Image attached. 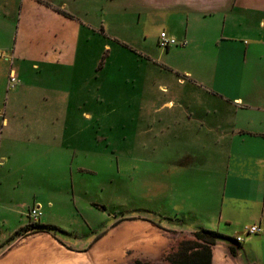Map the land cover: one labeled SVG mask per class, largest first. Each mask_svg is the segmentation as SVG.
Returning <instances> with one entry per match:
<instances>
[{"label":"crops","instance_id":"0c3cea01","mask_svg":"<svg viewBox=\"0 0 264 264\" xmlns=\"http://www.w3.org/2000/svg\"><path fill=\"white\" fill-rule=\"evenodd\" d=\"M131 1L163 20L178 44L150 51L147 40L133 44L114 34L106 0H0V50L9 61L0 70L19 80L10 88L9 75L0 79V95L8 91L0 166L28 147L42 157L93 154L89 126L98 107L92 99L86 108L93 113L81 111L77 77L106 55L102 70L124 78V128L134 126L152 143H141V154H151L140 162L152 156L171 212L195 223L187 233L206 228L224 236L212 246V264H264V0ZM4 188L2 181L0 201ZM124 223L142 232H105L82 248L56 232L18 236L0 244V264H91L100 252L103 263L105 246L112 259L132 249L147 261L170 243L159 224L141 216ZM253 224L263 230L246 233Z\"/></svg>","mask_w":264,"mask_h":264},{"label":"rangeland","instance_id":"374dc122","mask_svg":"<svg viewBox=\"0 0 264 264\" xmlns=\"http://www.w3.org/2000/svg\"><path fill=\"white\" fill-rule=\"evenodd\" d=\"M106 3L110 11L109 27L114 34L129 38L133 44H144L147 40L150 51L161 50L158 42L151 45L149 41L155 36L159 38L161 30H167L166 23L159 20L156 14H151L148 10L140 13L132 6L134 4L131 0H106ZM124 6L126 10L119 11ZM0 52L3 53L0 57V69H8L7 56L5 52ZM105 58L106 55L100 57L93 70H78L80 73L77 77L79 101L84 107L81 111L93 113V110L86 108V103L92 99L98 107L95 110L94 124L89 126L93 127V154L68 156L63 153L60 156L48 154L42 157L38 154L42 151L28 147L25 148L26 152L14 151L16 157H11L4 166H0V182L3 181L5 187L2 191L4 200L0 201V244L20 225L43 221L57 226L58 229L52 232L59 234L62 239L82 248L105 232H116L114 237L118 235L117 232H142L124 223L141 216L151 225L159 224L160 232L170 240L158 256L147 261L168 264L162 253L172 243L192 237L187 231L194 230L192 227L195 223L187 217L185 219L183 215L171 212L166 188L158 187L156 178L159 171L151 162L153 158L150 161L152 156L148 161L142 158L143 162H140V155L150 156L151 149L144 150L145 154L141 152L152 143L137 137L138 129L134 126L128 124L124 128V78L118 75L119 70H102ZM9 73L10 70H0V79L3 75L7 77ZM11 77L14 81H11ZM7 78L10 88L19 82L14 72ZM7 96V90L0 95V111L6 108ZM109 103L114 111L106 109ZM141 143L145 146L140 149ZM121 150H126L127 155ZM22 162L30 169H37L40 176L36 174L37 171L23 173L24 170H20L19 166ZM56 162L60 168L56 166ZM13 164L15 168L12 171L9 168ZM50 167L56 169H49ZM163 175L165 178V174ZM37 200L43 201V206H40L45 218L41 216L38 220H33L28 216V210ZM47 201L52 204L48 205ZM180 230L185 232H179ZM109 250L105 246L103 263L99 261L102 252L92 254L91 264H135L136 260L144 261L132 249H126L124 257L122 253L113 255L116 261H112L111 254H106Z\"/></svg>","mask_w":264,"mask_h":264},{"label":"trees","instance_id":"16d2710c","mask_svg":"<svg viewBox=\"0 0 264 264\" xmlns=\"http://www.w3.org/2000/svg\"><path fill=\"white\" fill-rule=\"evenodd\" d=\"M56 229L58 227L53 224L28 223L18 228L6 242L9 243L18 236L28 235L33 232L53 233L52 230ZM191 235L192 237L182 238L164 250L162 254L168 264H212V246L218 239L224 236L217 231L206 228H199L193 231ZM232 241L237 242L235 239H232ZM229 251L231 255L235 256L237 254V247L230 246ZM135 264L154 263L136 260Z\"/></svg>","mask_w":264,"mask_h":264},{"label":"built area","instance_id":"2783aa9c","mask_svg":"<svg viewBox=\"0 0 264 264\" xmlns=\"http://www.w3.org/2000/svg\"><path fill=\"white\" fill-rule=\"evenodd\" d=\"M178 42L173 38L168 36V34L164 31H162L158 38V45L162 48H168L171 45H177ZM1 55V54H0ZM11 81H14V78H10ZM42 215V210L40 205H34L33 207L28 210V216L31 217L33 220H38ZM246 233L248 234H257L260 233L263 228L259 226L258 224L250 225L249 227H246ZM237 242L242 240L241 236H237L235 238Z\"/></svg>","mask_w":264,"mask_h":264}]
</instances>
